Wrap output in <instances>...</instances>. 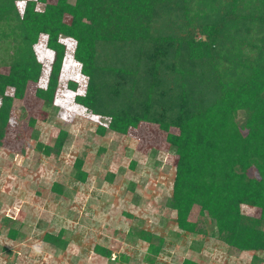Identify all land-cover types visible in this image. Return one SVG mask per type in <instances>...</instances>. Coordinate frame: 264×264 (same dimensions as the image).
Segmentation results:
<instances>
[{
  "label": "trees",
  "instance_id": "16d2710c",
  "mask_svg": "<svg viewBox=\"0 0 264 264\" xmlns=\"http://www.w3.org/2000/svg\"><path fill=\"white\" fill-rule=\"evenodd\" d=\"M43 37L52 54L49 70L37 57ZM62 38L74 42L72 58L86 80L74 102L109 120L96 133L126 135L150 124L165 134L175 157L165 207L175 212L176 227L201 236L211 222L225 237L228 256L264 253V0H0V47L6 53L0 60V70L6 69L0 72V146L28 84H39L46 74L35 90L45 120L67 53ZM67 87L76 92L77 84ZM35 123L29 119L28 126ZM66 140L60 131L53 146L37 143L36 152L59 155ZM72 166L83 184V159ZM133 188L130 183L138 203ZM51 191L61 195L63 187L54 183ZM243 207L261 216L247 215ZM7 235L16 240L18 231ZM61 236L45 234L43 240L64 248ZM137 238L148 244L151 258L166 244L144 230ZM95 251L111 257L102 247Z\"/></svg>",
  "mask_w": 264,
  "mask_h": 264
},
{
  "label": "rangeland",
  "instance_id": "374dc122",
  "mask_svg": "<svg viewBox=\"0 0 264 264\" xmlns=\"http://www.w3.org/2000/svg\"><path fill=\"white\" fill-rule=\"evenodd\" d=\"M19 7L22 10L23 3ZM61 42L67 53L45 120L39 118L42 103L35 90L45 84L46 74L39 84H28L21 106L11 112L0 146V264H184L201 258L206 264H264V253L228 256L225 237L217 236L211 222L201 236L176 227L175 212L165 207L175 178V157L165 134L150 124H141L126 135L96 133L109 120L91 115L74 102L75 95L84 93L86 80L72 58L74 42L65 38ZM5 56L0 47V60ZM37 57L49 70L52 54L46 49V37L41 38ZM68 82L77 84L76 92L68 89ZM29 119L36 120L33 128L28 126ZM60 131L67 133V140L59 155L45 157L36 152L37 143L53 146ZM155 143L158 146L152 147ZM78 157L87 173L83 184L73 175ZM108 175H113L111 181ZM54 183L63 187L61 195L51 191ZM130 183L138 203L132 201ZM242 211L261 216L248 207ZM9 229L18 231L16 240L8 237ZM142 230L165 239L158 257H148V244L137 238ZM59 233L66 242L64 248L43 240L45 234ZM96 247L106 249L111 257L100 256ZM253 256L257 260L252 262Z\"/></svg>",
  "mask_w": 264,
  "mask_h": 264
}]
</instances>
